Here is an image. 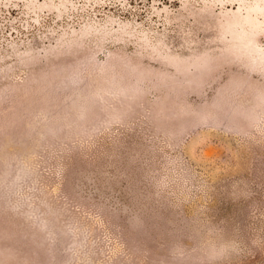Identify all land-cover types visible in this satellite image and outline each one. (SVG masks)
I'll use <instances>...</instances> for the list:
<instances>
[{"label": "rangeland", "instance_id": "1", "mask_svg": "<svg viewBox=\"0 0 264 264\" xmlns=\"http://www.w3.org/2000/svg\"><path fill=\"white\" fill-rule=\"evenodd\" d=\"M0 264H264V0H0Z\"/></svg>", "mask_w": 264, "mask_h": 264}]
</instances>
